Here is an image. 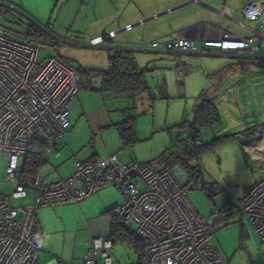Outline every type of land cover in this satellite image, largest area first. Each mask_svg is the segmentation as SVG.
Masks as SVG:
<instances>
[{"label": "rangeland", "instance_id": "obj_1", "mask_svg": "<svg viewBox=\"0 0 264 264\" xmlns=\"http://www.w3.org/2000/svg\"><path fill=\"white\" fill-rule=\"evenodd\" d=\"M2 1L6 4L2 6L0 17L2 26L24 34L31 25L48 35L50 44L35 40L40 48V58L51 52L61 55L74 66L106 69L105 54L112 50L89 46V38L94 33L91 32L94 21L89 19L93 14L90 0ZM254 1L261 0H227V4L233 15L242 20L241 8ZM122 8L119 6V12ZM186 10L188 8L174 14H183ZM200 12L205 18H217L216 13L207 9ZM243 21L248 24L245 19ZM230 26L232 31L245 32L233 22ZM125 36L130 37L129 34ZM173 57H164V61L157 57L150 64L147 62L149 67L158 66L161 74L146 73L148 89L135 97L80 90L69 115L71 129L56 141L55 150L50 153L49 161L39 168L38 174L46 182H53L69 175L76 159L93 152L105 155L106 151H116L125 162L136 159L153 165L159 160L162 163L167 161L170 171L184 186L190 204L202 217L209 216L215 206L238 210L249 187L264 179V158L252 157L243 146L245 136H249L244 132L264 135V79L258 77L259 85L250 83L245 88H239L238 84L223 86L220 83L224 75L233 72L236 78L241 77L242 57L177 55L175 60L179 61L183 74V83L179 84L172 72ZM144 58L147 57L139 58V62L144 63ZM254 68L250 65L249 72L252 73ZM260 71L262 74L258 75L264 78V70ZM244 77L250 79L245 74ZM205 97L214 99L221 121L202 129L201 142L207 143L221 135L238 134L231 142L195 155L191 150L185 151L183 141L187 134L178 124L184 116L190 121L195 105ZM127 114L136 117L138 141L122 149L116 129H107L104 123L120 122ZM4 169L5 159L0 156V191L9 193L10 188L3 181ZM25 201L19 199L13 204ZM82 201L36 210L37 229L42 239L39 255L42 264L46 263L45 256L52 254L71 261L72 257L87 253L94 238L108 237V218L95 216L93 209ZM210 244L220 250L225 264H264V249L248 221L240 214L213 230ZM112 254L113 264L139 262V255L128 241L112 242L109 255ZM99 264H105L103 258Z\"/></svg>", "mask_w": 264, "mask_h": 264}, {"label": "built area", "instance_id": "obj_2", "mask_svg": "<svg viewBox=\"0 0 264 264\" xmlns=\"http://www.w3.org/2000/svg\"><path fill=\"white\" fill-rule=\"evenodd\" d=\"M193 4H203V0H183L159 12L141 15L133 23L103 31L91 38L89 45L100 46L117 36L127 42L125 32L143 29L159 17ZM3 5L6 4L0 0V17ZM217 12L218 35L197 41L187 29H172L165 39L144 40L138 33L137 43L176 56L200 52L256 57L258 42L264 39V0L243 6L242 20L233 15L227 0L218 1ZM223 19L247 27L252 33L234 32L229 24L222 27ZM243 19L255 22L256 27L248 26ZM174 75L182 84L180 67ZM79 90L76 66L51 52L40 58L36 41L0 24V156L5 159L3 181L10 188L9 193L0 191V264H41L42 239L36 210L80 202L105 187H114L121 194L120 203L113 209L116 222L143 244L138 264H225L220 250L210 244V235L235 214L245 217L264 249V179L249 187L238 210L216 208L207 217L196 212L185 188L164 165L158 161L144 164L136 159L125 162L117 153L76 159L72 172L53 182H46L39 174L31 181H22L23 158L31 142L45 145L43 160L48 162L56 141L70 128L69 115ZM199 143L195 141L194 146ZM19 199L26 201L14 205L13 201ZM111 246L108 237L94 238L81 264H99L101 258L105 264H113ZM52 264L70 263L56 260Z\"/></svg>", "mask_w": 264, "mask_h": 264}, {"label": "crops", "instance_id": "obj_3", "mask_svg": "<svg viewBox=\"0 0 264 264\" xmlns=\"http://www.w3.org/2000/svg\"><path fill=\"white\" fill-rule=\"evenodd\" d=\"M182 1L183 0H90L91 11L93 12V14L91 15L89 19H93L94 21L93 28H91V32H94V33L90 36L89 41L91 38L100 35L103 31L114 29L117 25L123 26L127 23H133L136 20H138L141 17V15H150L152 13L159 12L167 7L177 5L181 3ZM218 1L219 0H203V4H193V5L179 8L177 10L172 11L171 13L167 15H164V16H161L155 19L151 24L147 25L143 29L136 27L130 31L125 32L124 38L127 40V42H123V38L120 36H117L114 38L113 41L106 42L94 48L101 49L104 47V48H108L112 50L111 53L115 51H121V52H127V53L132 54L135 57L138 65L148 70L147 72L148 75H155V74L160 75L161 74L158 66L155 65V66L149 67L150 62L154 61L155 58L157 59V57H160V60L164 61L165 60L164 57L172 55L174 56L172 58L174 62H171L173 64L172 72L174 74V71L176 68H179V67L181 68L179 61L175 60L176 55L173 53L154 50L147 44L139 45L136 40L137 34L141 33L142 38L144 40H150L154 38L165 39L172 29H187V32H189L190 35L193 38H195V40L197 41L199 40L198 38L200 37H205V36L209 37V36L218 35V29H219L218 12H217ZM119 6H123L120 12H119ZM190 7H194V9L193 8L189 9ZM187 8L188 10H186L183 14H174L175 11H179L181 9H187ZM203 9H207L213 13H216L217 18L215 20L205 18L204 14L200 12ZM245 20L248 22V24L246 23L248 26L256 27V24L255 26L250 25V23H255V22L248 21L247 19ZM224 21H226L227 24H224ZM228 24L230 28L231 26L228 20L223 19L221 22L222 27H226ZM242 28H244L245 32H239V33H243V34L252 33L249 28L247 27H242ZM126 34H129L130 37H126L125 36ZM261 42H264V39L258 42L260 45V50L256 54L257 55L256 57H247V56L242 57L244 60L241 59L242 60L241 65H243L242 66L243 71L241 72V77L236 78L233 75V72H230L229 74L224 75L222 77L220 85L227 86V87L231 85L232 87L234 84H238L239 88L240 86H243V88H245L250 83H255L258 85L260 84L259 80L257 81V78L260 77L258 78L260 80L264 79V78H261L262 76L258 75V73L262 74L260 70H264V68H262L264 67V45H261ZM75 44H78V43H75ZM109 54L108 53L105 54V59L107 61L106 62L107 67H108L107 57ZM179 55L220 56L217 54H203L200 52H196V53L182 52ZM59 56L64 59V57H62L61 55ZM143 57H147L146 59L144 58V63L139 62V58L142 59ZM222 57H226V56H222ZM250 65H253L255 67L253 70L254 74L253 72L252 73L249 72ZM230 74L232 76L229 78H226ZM244 74L248 76L250 79H246L244 77ZM256 81L258 83H256ZM92 85L98 86L99 80L93 79ZM80 90H84L85 92H88V93H95V92H91L85 89H80ZM180 90H183V88L180 87ZM116 123H119V122H116ZM116 123L108 124V122H106L104 124L107 126L106 127L107 129H115L111 125L116 124ZM70 129L71 128L68 129V132L70 131ZM245 138L246 139L243 142V146L249 153L252 154V157L257 158V159L264 158V145H262V143H264V140L257 138L256 135L245 136ZM110 153H117V152L116 151H111V152L106 151L105 155H101L96 152H93L89 154L88 156L98 158V157L106 156L107 154H110ZM125 157L126 156H124L123 158ZM158 162L161 165H164V163H162L160 160ZM120 201H121V194L116 188L105 187L101 189L100 191H98L97 193H95L94 195H92L91 197L83 200L82 202H84L83 204L88 205V207L93 209L92 211L95 214V216L101 215V216L107 217L109 221V229H110V220H111L110 213L120 203ZM216 208L218 207L215 206L214 209ZM214 209L210 212V214L214 211ZM85 254L86 253H84L82 256L72 257L71 261L64 260L63 258L60 259L56 255L52 254V255L45 256L46 257L45 264H52L56 260H63L70 264H81L82 259ZM39 262H40V258H39Z\"/></svg>", "mask_w": 264, "mask_h": 264}, {"label": "trees", "instance_id": "obj_4", "mask_svg": "<svg viewBox=\"0 0 264 264\" xmlns=\"http://www.w3.org/2000/svg\"><path fill=\"white\" fill-rule=\"evenodd\" d=\"M24 32L23 36L34 41L42 40L50 42L46 33L31 25ZM107 60L108 67L106 69L87 68L81 65L76 66L80 77V89L95 93H109L114 96L128 95L130 97H135L148 89L145 80L148 70L140 67L132 54L115 51L108 55ZM93 79L99 80L98 86L92 85ZM220 121V112L214 99L203 98L201 102L195 105L192 119L188 121L184 116L178 124V127L184 129V132L187 134V138L183 141V145L186 148L185 151L189 150L190 152L191 150L196 155L212 151L228 141H233L238 133L217 136L207 143L200 141L202 129L218 125ZM111 126L118 132L122 149H127L138 141L135 116L127 114L119 123L112 124ZM195 141H200V143L194 146ZM44 151L45 145L43 143L39 141L31 142L23 158L22 181H31L38 174L39 168L45 163L43 160ZM164 165L169 169L170 166L167 161L164 162ZM110 216L108 238L111 240V243L117 240L130 242L134 246L140 260L143 253L141 240L116 222L113 210Z\"/></svg>", "mask_w": 264, "mask_h": 264}, {"label": "bare ground", "instance_id": "obj_5", "mask_svg": "<svg viewBox=\"0 0 264 264\" xmlns=\"http://www.w3.org/2000/svg\"><path fill=\"white\" fill-rule=\"evenodd\" d=\"M257 138H260V139H262V140H264V135H259V136H256ZM262 145H264V143H262Z\"/></svg>", "mask_w": 264, "mask_h": 264}]
</instances>
